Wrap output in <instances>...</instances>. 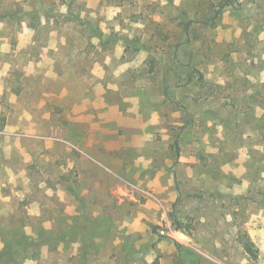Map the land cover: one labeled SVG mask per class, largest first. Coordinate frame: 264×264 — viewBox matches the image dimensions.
<instances>
[{
  "label": "rangeland",
  "instance_id": "rangeland-1",
  "mask_svg": "<svg viewBox=\"0 0 264 264\" xmlns=\"http://www.w3.org/2000/svg\"><path fill=\"white\" fill-rule=\"evenodd\" d=\"M0 264H264V0H0Z\"/></svg>",
  "mask_w": 264,
  "mask_h": 264
},
{
  "label": "trees",
  "instance_id": "trees-1",
  "mask_svg": "<svg viewBox=\"0 0 264 264\" xmlns=\"http://www.w3.org/2000/svg\"><path fill=\"white\" fill-rule=\"evenodd\" d=\"M176 221L178 222V225L181 228L182 223L179 220H176ZM243 245L248 254H250L253 258L257 257V252H256V249L254 248L253 242L246 236H244Z\"/></svg>",
  "mask_w": 264,
  "mask_h": 264
},
{
  "label": "water",
  "instance_id": "water-1",
  "mask_svg": "<svg viewBox=\"0 0 264 264\" xmlns=\"http://www.w3.org/2000/svg\"><path fill=\"white\" fill-rule=\"evenodd\" d=\"M219 11V9L217 10V12Z\"/></svg>",
  "mask_w": 264,
  "mask_h": 264
}]
</instances>
